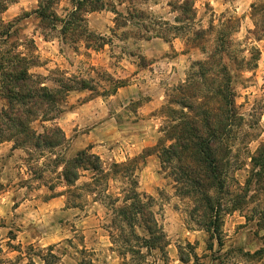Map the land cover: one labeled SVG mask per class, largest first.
Returning a JSON list of instances; mask_svg holds the SVG:
<instances>
[{
  "label": "rangeland",
  "instance_id": "1",
  "mask_svg": "<svg viewBox=\"0 0 264 264\" xmlns=\"http://www.w3.org/2000/svg\"><path fill=\"white\" fill-rule=\"evenodd\" d=\"M38 1L16 0L1 14L0 51L23 57L26 61L20 66L27 67L51 91L60 89L57 81L62 76L72 80L68 85L85 81L91 90L68 93L56 105L62 113L54 121L38 118L29 125L36 135L59 128L63 138L59 147L35 150L14 140L0 144V264H53V257L58 259L56 264H121L110 250L105 231L110 212L100 202H93L98 198L94 194L74 190L88 183L90 175L83 173L74 187H67L61 177L63 165L57 164L87 148L93 153L95 148L107 168L152 149L161 137L165 119L160 111L171 90L203 56L188 48L184 36L171 29L169 42L156 36L165 30L161 23L179 27L174 23L179 13L173 7L182 0H125L122 5L118 0H104L102 11L84 17L88 29L104 39L103 45L91 43L94 47L101 44V49L89 50L83 42L74 50L58 28L41 29L33 14ZM255 1L194 0V21L181 25L206 29L210 22L217 25L221 18L233 17L239 23L235 39L243 43L253 29L250 6ZM66 10L70 7L62 1L56 7L57 16L64 18ZM250 43L261 54L257 68L243 74L233 71L232 77L236 103L246 124L242 135L252 141L245 148L237 141L230 169L232 188L245 189L249 182L250 192L239 199L241 204L245 201L238 206L241 210L224 217L222 247L214 243L210 248L207 234L190 220V203L176 196L169 172L161 168L156 154L146 157L137 173L138 191L155 199V212L169 239L167 257L155 253L150 258L153 264H264V221L245 219L264 213V169L252 162L264 145V38ZM116 81L125 86L106 96ZM153 98L163 102L154 111L146 108ZM8 111L6 94L0 88V117ZM68 189L72 192L66 194ZM75 195L81 198L74 199ZM71 202L79 206L75 208Z\"/></svg>",
  "mask_w": 264,
  "mask_h": 264
},
{
  "label": "trees",
  "instance_id": "2",
  "mask_svg": "<svg viewBox=\"0 0 264 264\" xmlns=\"http://www.w3.org/2000/svg\"><path fill=\"white\" fill-rule=\"evenodd\" d=\"M62 1L70 10H66L64 18H59L56 7ZM124 1L118 0V4L122 5ZM15 2L0 1V16ZM104 5V0H39L33 14L41 29L58 28V34L68 39L75 46L74 50H78L81 42L85 43L86 50L101 49L104 39L88 29L84 17L102 11ZM173 9L179 13L174 19L179 27L161 23L165 30L157 32L156 36L169 42V30L178 32L184 36L187 47L199 51L203 57L191 64L185 80L171 90L167 104L160 111L165 121L157 144L141 156L122 163L113 162L107 168L90 148L57 164L63 165L61 177L67 187H74L83 173L90 175L88 183L82 188L74 187V190L94 194L98 198L93 202H100L110 212L105 231L110 250L117 254L121 264H153L150 258L155 253L164 259L167 257L169 239L155 212V199L138 191L137 173L146 157L156 154L161 168L169 172L176 196L190 203V220L207 234L210 248L214 243L222 247L224 217L241 210L238 206L245 201L241 204L239 199L246 198L242 196L244 192H250L247 189L249 182L245 189L239 186L233 189L230 185L234 146L240 141L245 148L252 141L242 135L246 124L236 103L232 72L243 74L257 68L261 54L250 41L258 42L264 38V0H257L250 6L253 29L247 32L243 43L235 39L239 23L233 17L225 21L223 17L217 25L210 22L206 29H192L189 25H182L194 21V0L177 2ZM138 14L139 18L143 17V13ZM1 26L4 27L0 19ZM11 28V25L7 28V38ZM43 38L48 39L46 34ZM93 41L102 45L94 47L91 45ZM11 54L10 51H0V88L9 104V111L0 117V144L14 140L19 145L29 144L35 150L55 149L63 142L59 128L36 135L29 125L38 118L42 119L41 122L54 121L62 113L56 105L63 103L68 93L91 89L80 80L75 85H68L72 80L62 76L57 81L60 89L51 91L35 80L27 67L20 66L26 61L23 57ZM124 86V82H114L106 96L115 95ZM252 162L264 169V145H260ZM111 189L117 192H111ZM70 190H66V194L72 192ZM80 198L81 195L74 196V199ZM71 203L75 208L79 206ZM245 219L262 223L264 213ZM53 259L56 264L58 259ZM180 259L187 262L183 257ZM44 263L50 264L48 261Z\"/></svg>",
  "mask_w": 264,
  "mask_h": 264
},
{
  "label": "crops",
  "instance_id": "3",
  "mask_svg": "<svg viewBox=\"0 0 264 264\" xmlns=\"http://www.w3.org/2000/svg\"><path fill=\"white\" fill-rule=\"evenodd\" d=\"M90 102H92V101H90ZM90 102H88V103H90ZM87 104H85V108H86ZM162 104H163L162 98H153L148 102V104H146V108L154 111V110L158 109ZM93 153L96 154L97 156H99L100 158H103V156H101L100 153L96 152L95 148H93ZM119 158H120V160H122L123 157L119 156Z\"/></svg>",
  "mask_w": 264,
  "mask_h": 264
}]
</instances>
